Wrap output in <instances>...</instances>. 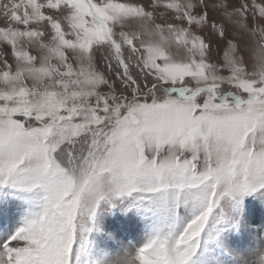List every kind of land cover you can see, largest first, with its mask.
I'll use <instances>...</instances> for the list:
<instances>
[{
	"label": "snow or ice",
	"instance_id": "1",
	"mask_svg": "<svg viewBox=\"0 0 264 264\" xmlns=\"http://www.w3.org/2000/svg\"><path fill=\"white\" fill-rule=\"evenodd\" d=\"M0 264H264V0H0Z\"/></svg>",
	"mask_w": 264,
	"mask_h": 264
}]
</instances>
